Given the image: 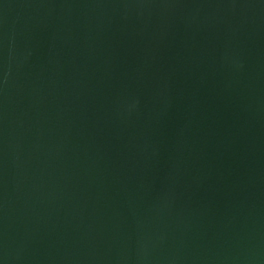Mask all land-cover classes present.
I'll use <instances>...</instances> for the list:
<instances>
[{"label": "water", "instance_id": "1", "mask_svg": "<svg viewBox=\"0 0 264 264\" xmlns=\"http://www.w3.org/2000/svg\"><path fill=\"white\" fill-rule=\"evenodd\" d=\"M0 264H264V0H0Z\"/></svg>", "mask_w": 264, "mask_h": 264}]
</instances>
